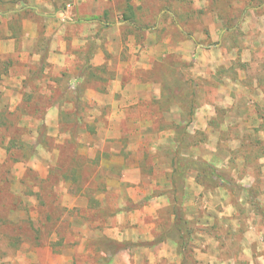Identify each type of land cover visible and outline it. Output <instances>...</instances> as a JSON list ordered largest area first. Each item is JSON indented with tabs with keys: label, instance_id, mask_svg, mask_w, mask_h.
<instances>
[{
	"label": "rangeland",
	"instance_id": "rangeland-1",
	"mask_svg": "<svg viewBox=\"0 0 264 264\" xmlns=\"http://www.w3.org/2000/svg\"><path fill=\"white\" fill-rule=\"evenodd\" d=\"M113 1L120 12L116 14L109 7L110 14L102 16L105 20H123L130 26L137 21L131 11L138 5L140 30L164 24L163 31L177 42L179 38L191 39L202 29L207 34V21L218 25V37L204 42L205 47L193 42L186 49L188 59L183 61L178 55L166 53L162 63L150 71L151 77L163 85L162 100L151 104L158 107V115L171 120H160L158 127V134L170 132L168 139L165 135L153 136L151 141L141 142L132 127H119L122 134L110 135L107 126L73 125L70 115L66 119L69 124L61 130L43 123L21 127V113L33 123L43 112L31 105L11 114L0 109V264H107L127 250L144 247H174L182 253L185 264H199L197 253L211 251V242L204 246L206 237L209 240L211 236L219 242L213 249L215 262L231 256L238 263L248 262L240 244L248 228L244 222L248 212L240 205L247 199L257 206L256 193L245 196L243 183L250 181V171L258 175L264 152V105L248 104L249 96L259 99L264 88V44L252 47L259 43L253 36L261 32L259 27L249 30L246 24H264V0ZM69 3L65 0L61 9ZM0 4V86L2 77L23 72L48 84L44 78L55 74L48 59L56 33L48 35L49 20L35 15L25 1L0 0ZM20 5L22 12L8 13ZM78 6L83 12V4ZM95 7L101 13L100 2ZM255 8V16L250 15ZM70 18L62 21L69 22ZM23 20L31 23L30 28L39 36L34 46L28 45L27 53H21ZM129 26L124 27L128 35L132 32ZM5 28L12 30L9 37ZM68 28L64 37L67 51L78 55L80 61L103 48L115 33L113 25L93 31L83 51L82 45L78 48L72 43L73 31ZM140 36L145 40L142 33ZM127 38L125 35L123 40ZM7 39H16V44L10 48L3 45ZM114 50L118 51L116 47ZM59 52L56 47L53 55L58 57ZM97 74L104 90L106 79L113 78L114 73L105 65ZM70 80L62 87L70 88ZM75 93L79 95V89ZM235 93L240 95L236 102ZM57 96L52 95V99ZM34 99L42 104L51 102L48 95L29 101ZM65 134L69 137L60 142ZM123 134L126 140L116 142ZM8 138L12 143L6 153L3 146ZM40 145L53 153V165L45 179L43 170L38 171L41 179L37 169L44 161L33 159L35 167H29L28 178L22 180L24 191L20 196L19 190L14 191V166L27 156L43 155L37 148ZM36 187L41 189L38 194ZM25 195L38 200L42 197L48 210L36 209ZM229 201L237 204L239 213V229L233 234L231 223L219 219L221 212L229 216ZM64 203L69 206L63 207ZM131 215L138 222L131 224ZM149 233L153 240L142 241L141 236ZM47 246L50 254L43 252ZM38 247L40 252L35 249ZM31 249H35L34 254Z\"/></svg>",
	"mask_w": 264,
	"mask_h": 264
},
{
	"label": "crops",
	"instance_id": "crops-1",
	"mask_svg": "<svg viewBox=\"0 0 264 264\" xmlns=\"http://www.w3.org/2000/svg\"><path fill=\"white\" fill-rule=\"evenodd\" d=\"M20 1L27 2V7H31L33 11H35V15L49 20V26H47L48 35L56 32L55 38L49 45L51 46L52 54L49 55L48 59L55 67L53 72L55 74L51 76V78H44L48 84H43L42 79L36 80L37 78L31 76L28 72L19 73L9 78L2 77V86H0V109L7 110L9 114H11L13 111L23 112V110L28 108V105H31L35 106L34 110L43 112L42 116L38 119L36 118L33 123H30L31 120L27 119V114H24V112L21 113V119L19 121V126L21 127L31 125L38 126L39 124V126H41L43 123L45 126H52L56 130H61V126H67L69 124V121L66 119L67 116L70 115L71 124L87 126L89 123H92L96 124L97 127L107 126V128H110V135L117 136L118 133L122 134V132L119 131L120 129L118 130L119 127H132L133 129H137L136 132H133V135L137 136V139L141 140V142L151 141V137L153 136L163 137L165 135L164 138L168 139L170 132L158 134V127L160 126V120L164 119L167 120V122L171 120L169 117L164 118V114L158 115L156 113L157 110L159 111L158 107H153L151 104L153 100H162L163 85L159 81H156V77H151L150 71H152L158 63H162L166 53L178 55L180 57L178 60L183 61L184 59H188L189 54L186 50L188 46L190 47L195 43L198 47H205L206 45L204 42L215 41L218 37V25L214 26V23L210 24L205 21V25L209 29L207 34L202 29L200 32L192 35L191 39L181 38L182 41H180L179 38L177 42H174L171 35L167 33L168 31H163V27H165L164 24L148 27V29L141 28L142 31L140 30L138 23L141 11L138 5L132 8L131 11V15L137 16L138 22H132L129 26L126 21H117L113 19L105 20L102 17L105 16L106 13L107 16L110 14V8H114L112 11L116 14L120 12L113 0H70L72 4H66V7L63 9H61V6L65 0ZM97 1L100 2L101 5V13H98L95 7ZM81 4L84 6V13L78 6ZM257 9L258 8L250 10L249 14L255 16V10L257 11ZM15 11L22 12L23 7L20 5L19 8L11 10L8 13L12 14L15 13ZM149 13L150 11L144 12L146 15ZM71 16L74 18H70ZM1 17L3 16L0 13V18ZM67 18H70L69 22L62 21ZM262 23L263 22L256 24V22H251L246 24L249 30L259 27V31L261 32L259 36H253L255 38L254 41H259V43H253L252 47L262 46L264 44V24ZM30 24L31 23L27 20H23L20 25V29L23 31L21 35V40L23 41L21 53L29 52L28 45L32 44V46H34V44L39 41L38 34H36L35 30L30 28ZM108 25H113L115 33L109 37L104 47H100L93 55L80 61L78 55L73 52L70 54L68 53V41L64 38L67 37L68 27L73 31L72 43L78 48H81L82 45V50L85 51L86 43L90 44L93 31H98L101 27ZM128 26L130 30H132L130 35H128V33L126 34L124 29V27ZM179 30H181V28H179ZM11 31L5 28V35L9 37ZM141 33L147 39L145 38V40H142L140 36ZM125 35L128 36L127 41L123 40L125 39ZM177 36H180L179 32ZM141 40L143 42H141ZM4 41L3 45H7L9 48L16 44V39H7ZM56 47L60 50L59 56L57 55L58 57L53 55V50ZM114 47H116L118 51H115ZM125 47H129V50L125 51ZM105 65L114 73V77L106 79V86H104L103 90L101 89L103 86L102 79L99 78L97 72L101 73V69H103ZM147 74L150 76L149 78ZM67 79H71L70 88L62 87V85H68ZM51 86L56 88V93L51 90ZM76 89H79V95L75 93ZM56 94L59 96L52 99V95ZM42 95H48L51 102L48 104L44 102V104H42V102H36L35 99L34 102L29 101L32 97L38 98ZM235 97L236 102L239 100L240 95L235 93ZM249 97L248 104L251 102L255 104L257 102L263 106L264 88L262 93L258 96L259 99H256L253 94ZM238 109L239 107L237 105L236 110ZM68 137L69 136H66V134L65 136L62 135L60 142H64ZM117 138L116 142H123L126 140L125 134L121 135L119 140H117ZM262 139L264 140V137H262ZM10 143H12L11 138H8L5 142V146H3L6 153L8 152V145ZM84 143L86 142L84 141ZM37 148L41 149L43 155L40 154L37 158L27 156L25 160H20L14 166V191L19 190L20 196H23L24 191L21 187V182L25 177L28 178L27 172L30 168H33L34 160L43 159L42 161H44L43 167L37 169L38 176L40 174L38 171L43 170V174H41L43 179L47 178L48 169L53 165L51 161V159H53V153L43 147V145ZM100 149L101 152L104 151L102 148ZM118 150L119 152L122 151L121 147H119ZM260 157L261 165L258 175L255 176L254 170L250 171L251 174L253 172L254 175L252 174L250 176V181H244L243 183L245 185V196L247 195L249 197V192L256 193L257 206L247 199H244V205H240L246 206L248 212L246 220L244 221L248 224V228L246 231L244 230L241 237L242 241L240 242L243 248L242 252L245 257L244 259L248 262L238 263L237 259L232 256L224 261L219 260L215 262L217 255L213 249L219 242H216V239L211 236L209 240L208 237H206L207 241L204 242V246L211 242V251L207 254L203 253V251L197 253L199 264H264V152L261 153ZM135 169H137L136 165ZM140 171L141 169H139V172ZM235 171L237 170H234V173ZM45 173L46 175H44ZM39 178L41 177L39 176ZM40 190L41 189L38 187L35 189L37 194ZM24 198L31 203L30 205L33 204L34 207L36 205V209L41 207L48 210V206L44 203L42 197L38 200V197H33L32 199L25 195ZM66 205L67 204L64 203L63 207ZM228 208L230 212L228 215L232 216L225 217L227 215L221 212L219 219L222 221L228 220V222L231 223L230 233L233 234L239 229V213L237 204L234 202L232 203L229 201ZM128 217L131 219V221H129L131 224L138 222V220H134V215ZM141 240L151 241L153 240V236L150 233L144 234L141 236ZM252 243H254V246ZM151 248L144 247L142 250L139 248L127 250L126 254L119 256V258L116 257L112 262L107 264H185L182 253H178L174 247L169 250H163L158 247L154 249ZM35 249L40 252L41 248L38 247ZM35 249H31V254H34ZM43 249L44 253H51L48 246L43 247ZM254 255H256L255 258L253 257ZM209 261L212 262L209 263Z\"/></svg>",
	"mask_w": 264,
	"mask_h": 264
}]
</instances>
